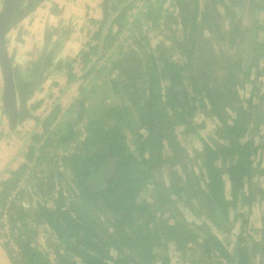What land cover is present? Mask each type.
Instances as JSON below:
<instances>
[{
	"label": "trees",
	"instance_id": "trees-1",
	"mask_svg": "<svg viewBox=\"0 0 264 264\" xmlns=\"http://www.w3.org/2000/svg\"><path fill=\"white\" fill-rule=\"evenodd\" d=\"M42 1L18 0L5 32ZM101 8L78 54L74 101L36 118L41 130L30 134L24 161L0 181V216L7 211L17 248L5 245L10 262L156 264L159 250L160 264H169L174 245L183 257H199L192 264H253L241 231L228 247L213 229L229 233L230 216L256 200L245 186L264 150V126L261 146L255 135L264 123V82L246 100L239 89L255 69L257 80L264 75V0H102ZM166 12L178 18L180 33L167 27L173 36L164 34L160 22L161 39H148L147 29L156 30ZM137 19L146 27L135 28ZM126 27L124 46L118 37ZM48 41L25 70L9 57L16 117L2 113L11 129L39 105L27 101L49 71L64 69L68 82L76 77L75 60L56 62L59 42ZM103 57L105 66L95 71ZM207 118L219 142L200 138V149L189 154L177 129L198 137ZM255 168L264 171L259 161ZM27 190L33 200L15 202ZM257 193L264 205V188ZM178 203L197 211L199 222L174 218ZM39 230L55 241L52 262L36 243ZM253 242L263 264L264 240Z\"/></svg>",
	"mask_w": 264,
	"mask_h": 264
},
{
	"label": "crops",
	"instance_id": "crops-1",
	"mask_svg": "<svg viewBox=\"0 0 264 264\" xmlns=\"http://www.w3.org/2000/svg\"><path fill=\"white\" fill-rule=\"evenodd\" d=\"M101 19V0H43L28 16L7 31L5 40H19L18 37L24 34V38L20 40H24L22 44L29 48V55L19 66L23 69L42 51L39 50L45 45L42 41L44 40V31L48 30V34L52 33L49 38L47 35L45 38V40H50L48 47L59 42L55 61L63 63L76 60L80 50L84 48V44L89 41L91 33L95 29L96 25L90 21L98 23ZM15 34L16 36H14ZM34 40L36 41L34 42ZM7 46L9 54L14 49H10V44L6 42V48ZM13 61L15 62L14 59ZM78 68H80V64L76 60L72 70L76 77L69 83H67L64 69L49 71L39 88L27 101L28 107L34 103H39V105L31 111L29 110L31 116L13 129L8 127L7 117L2 113L3 83L2 76L0 77V131L1 135H5L6 132L9 135L7 138H0V181L7 179L9 171L16 169L21 163L22 152L18 150L24 144L25 138L27 139L31 133L40 128V121H37L36 118L44 119L56 103L64 106L62 103L65 101L60 98L61 94L64 93L65 97L70 92L74 93L79 82ZM14 131L22 132L26 136L19 141L17 137L11 135ZM12 157L15 158L11 161ZM1 244L0 242V264H11L9 256Z\"/></svg>",
	"mask_w": 264,
	"mask_h": 264
},
{
	"label": "rangeland",
	"instance_id": "rangeland-1",
	"mask_svg": "<svg viewBox=\"0 0 264 264\" xmlns=\"http://www.w3.org/2000/svg\"><path fill=\"white\" fill-rule=\"evenodd\" d=\"M166 2H168L169 0H164ZM167 4V3H166ZM1 5H2V0H0V9H1ZM262 15V14H261ZM264 16V14H263ZM167 18H170L169 17V13L166 12L164 14V16L159 20H158V24H159V27L157 28L156 30H150V26H149V29H147V35L146 37H148V39L151 37H154L157 35V37H160L161 39V35H160V22H161V25H162V30H164L165 28H173L175 31H174V35H178L180 33V26L178 24V18H174V17H171L170 19H167ZM17 24V23H16ZM14 26V25H13ZM134 27L135 28H145L146 26H144L142 24V19H137L134 23ZM127 27L124 31V33L119 36V40L118 38L116 40H118V42H121L122 41V44L125 46V44L127 43V40L125 38L124 35L127 34ZM7 33V32H6ZM164 34H167V35H170V36H173V34H170V32H168L167 30H164L163 32ZM261 34V33H259ZM46 35L48 36V30H45L44 31V40H42L44 42V44H46ZM159 35V36H158ZM16 36V34L14 35ZM127 37V36H126ZM19 40H6L7 44H10V49H14L13 51L11 50L10 53H9V56L11 57V59L13 58L15 60V62L11 61L12 65H15V66H20L23 62V60H25L27 58V56L29 55V48L24 44H22L24 42V40H20L21 38H24V34H22L21 36L18 37ZM154 40H157V39H154ZM36 40H34L35 42ZM155 42V41H154ZM153 42V43H154ZM150 44H152V40L149 42ZM170 43V42H169ZM168 41L166 42V44L168 45L169 44ZM22 45L21 47H19L18 45ZM48 44H50V40L48 41ZM156 44V43H155ZM44 46L40 47V50H43ZM126 48V47H125ZM263 47L258 45L257 46V54L260 52V50L262 49ZM7 49H8V46H7ZM38 51V52H39ZM109 51V50H108ZM19 53V54H18ZM262 53L264 54V51H262ZM77 59H78V56H77ZM263 58H261L260 60H262ZM57 62H60V61H57ZM105 66V57H103L99 63L97 64L96 66V69L95 71H98L97 70L98 68H102ZM256 70V69H255ZM253 71L249 80L246 81V83H244V87L240 88L239 89V93H240V97L243 99V100H246V98L250 95L252 89L254 87H260V90L263 89V85L260 84V81L261 82H264V75H261L260 77H258V80H257V77H256V74H257V70L256 71ZM1 71V70H0ZM78 73L80 72V68H78ZM1 74V72H0ZM94 74L92 73L90 76H93ZM65 76H66V73H65ZM1 77V75H0ZM95 77V75H94ZM67 78V76H66ZM99 79V77H97ZM1 80V79H0ZM238 80H241V78H239ZM260 80V81H259ZM73 80L69 81V82H72ZM93 79L91 80V83H92ZM67 81V83H69ZM81 83V81H80ZM106 83V81H105ZM237 84L238 85H241L239 83V81H237ZM3 91V89H2ZM104 92V91H103ZM2 93L1 92V97H2ZM78 93V87L75 89L74 93L70 92L67 96L64 97V93L60 95V98L64 99L65 102H63L62 104L64 106L63 107H67L69 106L75 99L76 95ZM104 96V95H103ZM2 101V100H1ZM198 121H201V117H203L201 114L198 115ZM205 121H202L204 122V129H201L200 131H198L199 133V136L198 137H189V136H184L182 135L180 131V129L178 128L177 131H178V139L180 140V144H181V147L184 146V148L187 150V152L189 154H192L194 151H197V149H200L201 147V141H200V138H205L207 139L211 144H217L219 141L218 139L216 138V136L214 135L213 133V129H214V125H215V122L214 120H212L211 118H207V119H204ZM260 128L262 129H259L258 130V134H255L256 136H259L257 139V145L261 146L262 144V137L260 135H263V126H264V123L262 124H259ZM41 129L38 128L37 131H40ZM36 131V132H37ZM35 132V131H34ZM32 134V133H31ZM11 135L17 137V139L20 141L22 138H24V136H26L25 134H23L22 132H18V131H14ZM9 135L8 133L6 132V134L4 135H0V138L3 139V138H7ZM25 145L24 147H21L18 151L19 152H22V161H24V152L27 151L26 150V147L31 143V136L29 135V137L26 139L25 138ZM24 142V141H23ZM36 144V143H35ZM193 155V154H192ZM191 155V156H192ZM15 157H12L11 161L14 159ZM56 158V157H55ZM255 160H254V168H253V176H252V179L250 181V183L248 185H246L245 187L246 188H250L251 192H252V195H254V197L256 198V200H254V202L252 203L251 207L250 208H240L238 209L235 214L231 215L230 216V226H231V229L229 230V233L227 232H221V230H216V229H213V233L216 234L218 236L219 239H221L225 244L228 245V247L230 246H233L234 244V241H235V236L240 233V231L242 232V236H246V238L250 239L249 243L247 244L248 245V250H249V253H250V262L253 263V264H257V256H256V252L257 250L255 249L254 244H256V242H253V240H258L260 237H262V239L264 240V205L262 202H259L257 198H259V195L257 193V187H261V188H264V171L261 169L260 172H258L256 170V163H258V161L260 162V166L263 167L264 166V150H261L260 149L258 150V154L254 157ZM10 161V162H11ZM192 164H195V162L192 160L191 161ZM47 172V171H46ZM45 172V174H46ZM28 188V187H27ZM31 194V192H29L28 190L26 191L25 194H23V198L22 197H19L18 199H16L15 202H19V201H25V200H30V198H32L33 200V196L30 197L29 195ZM32 195V194H31ZM16 196L15 193L12 194V197ZM239 210L240 212L243 213L242 216H239ZM197 211H189V209L187 207H185L183 204H177L176 205V209L174 210V213L172 214V216L175 218V215L177 218L179 219H184L188 222H191V221H198L199 220L195 219L193 217V215H197L199 216L198 213H196ZM162 218V217H161ZM161 218H158L157 221L160 222V220H162ZM160 219V220H159ZM242 219H246V224L244 226V231H245V235H243V230L240 229V224H241V221ZM3 229V226L0 224V242L2 243L1 245H3L4 247V251L6 252V254L8 255L7 253V250H6V242L4 241V238L5 237H2V234H1V230ZM40 232L38 233L37 235V239H36V243L37 245L40 246V251L44 252V253H47V256L49 258V260L52 262L54 261V244L53 242L55 243V241L53 240V238L47 234V233H43V231L39 230ZM247 234V235H246ZM159 250H156L154 253L158 256V262H156V264H160V257H159ZM111 253H115L114 251L110 250L109 251V255H111ZM168 254H169V264H192V260L193 257L195 258H199L197 256H193L192 255L190 257H183L174 247V245H170V248H168ZM187 258H190V260H188ZM55 262L57 263V259L55 258ZM264 264V260H262V262ZM12 264V263H11ZM58 264V263H57ZM151 264V263H150Z\"/></svg>",
	"mask_w": 264,
	"mask_h": 264
},
{
	"label": "water",
	"instance_id": "water-1",
	"mask_svg": "<svg viewBox=\"0 0 264 264\" xmlns=\"http://www.w3.org/2000/svg\"><path fill=\"white\" fill-rule=\"evenodd\" d=\"M17 1L18 0H3L0 9V70L3 83L2 107L10 115V121H14L16 117L14 103L15 88L12 75V65L9 61V54L4 45V40L6 36L5 26L11 18L13 7ZM25 141L22 147H24Z\"/></svg>",
	"mask_w": 264,
	"mask_h": 264
},
{
	"label": "built area",
	"instance_id": "built-area-1",
	"mask_svg": "<svg viewBox=\"0 0 264 264\" xmlns=\"http://www.w3.org/2000/svg\"><path fill=\"white\" fill-rule=\"evenodd\" d=\"M0 224L3 226V229L1 230L2 237L4 238V241L11 247V249L16 252L17 248L13 241V239L9 235L10 227H9V219L7 211L4 210L0 216Z\"/></svg>",
	"mask_w": 264,
	"mask_h": 264
},
{
	"label": "flooded vegetation",
	"instance_id": "flooded-vegetation-1",
	"mask_svg": "<svg viewBox=\"0 0 264 264\" xmlns=\"http://www.w3.org/2000/svg\"><path fill=\"white\" fill-rule=\"evenodd\" d=\"M2 1H3V0H2ZM101 3H102V0H101ZM101 11H102V8H101ZM23 19H24V18H23ZM111 19H112V18H110V21H111ZM20 21H21V20H20ZM90 22H91V21H90ZM91 23H92V22H91ZM92 24L95 25V23H92ZM10 28H11V27H10ZM10 28H9V29H10ZM9 29H8V30H9ZM8 30H7V31H8ZM74 60H75V59H74ZM76 60H78V59L76 58ZM76 60H75V61H76ZM27 66H28V65H27ZM27 66H26V67H27ZM26 67H25V68H26ZM25 68H23V69L25 70ZM79 73H80V72H79ZM47 74H48V73H47ZM47 74H46V75H47ZM80 74H81V73H80ZM80 74H79V76H80ZM79 76H78V80H79ZM45 77H46V76H45ZM44 79H45V78H44ZM43 81H44V80H43ZM43 81H42V82H43ZM42 82H41V83H42ZM40 85H41V84H40ZM79 85H80V80H79V82H78V86H79ZM2 94H3V93H2ZM23 121H24V120H23Z\"/></svg>",
	"mask_w": 264,
	"mask_h": 264
}]
</instances>
